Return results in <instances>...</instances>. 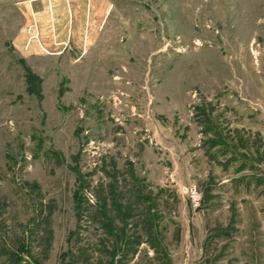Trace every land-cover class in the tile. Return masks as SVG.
<instances>
[{"label": "rangeland", "instance_id": "rangeland-1", "mask_svg": "<svg viewBox=\"0 0 264 264\" xmlns=\"http://www.w3.org/2000/svg\"><path fill=\"white\" fill-rule=\"evenodd\" d=\"M109 185L115 262L264 264V0H0V264H105Z\"/></svg>", "mask_w": 264, "mask_h": 264}, {"label": "trees", "instance_id": "trees-1", "mask_svg": "<svg viewBox=\"0 0 264 264\" xmlns=\"http://www.w3.org/2000/svg\"><path fill=\"white\" fill-rule=\"evenodd\" d=\"M77 180L79 181L80 179L77 178ZM79 184L84 185L85 182L80 181ZM110 187L111 186L109 185L108 190L106 191L104 195L96 194V197L100 203L98 204V207H96V211L94 212V214H95V217H98V220L101 221V227L103 228L104 232L109 236H113V239H111V244L107 245V247L109 246V250L107 251L108 259L105 261V264H114V263L121 264L122 261L115 262L116 259H114V256L118 251L123 249V247L121 246L122 240H123L121 238L122 237L121 234H123L122 225L124 223V218L126 217V214H128L129 212L127 211L123 212L121 211V209L119 210L117 209V206H118L117 201H116L117 197H116V194L114 193L115 191L112 190ZM110 209H113V210L117 209V212L119 214V219L122 221L119 227H117V225L114 224V221L112 217L110 216V212H109ZM125 242H129V241L125 240ZM137 244H138V241H136V243H133V245H137ZM6 254L10 255L8 251L6 252ZM66 264H74V260L71 258L69 262H66Z\"/></svg>", "mask_w": 264, "mask_h": 264}, {"label": "built area", "instance_id": "built-area-1", "mask_svg": "<svg viewBox=\"0 0 264 264\" xmlns=\"http://www.w3.org/2000/svg\"><path fill=\"white\" fill-rule=\"evenodd\" d=\"M187 197L190 205L195 208L199 204V194L194 187H191L187 192Z\"/></svg>", "mask_w": 264, "mask_h": 264}]
</instances>
